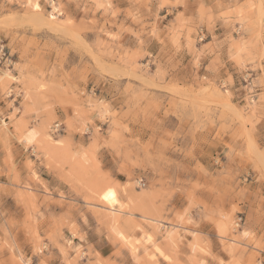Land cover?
I'll list each match as a JSON object with an SVG mask.
<instances>
[{
  "label": "rangeland",
  "instance_id": "1",
  "mask_svg": "<svg viewBox=\"0 0 264 264\" xmlns=\"http://www.w3.org/2000/svg\"><path fill=\"white\" fill-rule=\"evenodd\" d=\"M0 40V264H264V0H0Z\"/></svg>",
  "mask_w": 264,
  "mask_h": 264
},
{
  "label": "built area",
  "instance_id": "2",
  "mask_svg": "<svg viewBox=\"0 0 264 264\" xmlns=\"http://www.w3.org/2000/svg\"><path fill=\"white\" fill-rule=\"evenodd\" d=\"M12 62L11 54L0 40V68L9 66Z\"/></svg>",
  "mask_w": 264,
  "mask_h": 264
},
{
  "label": "bare ground",
  "instance_id": "3",
  "mask_svg": "<svg viewBox=\"0 0 264 264\" xmlns=\"http://www.w3.org/2000/svg\"><path fill=\"white\" fill-rule=\"evenodd\" d=\"M109 200H110L111 202H113L114 199L111 197ZM111 202H110V203H111Z\"/></svg>",
  "mask_w": 264,
  "mask_h": 264
},
{
  "label": "crops",
  "instance_id": "4",
  "mask_svg": "<svg viewBox=\"0 0 264 264\" xmlns=\"http://www.w3.org/2000/svg\"><path fill=\"white\" fill-rule=\"evenodd\" d=\"M3 109H5V106H1Z\"/></svg>",
  "mask_w": 264,
  "mask_h": 264
},
{
  "label": "snow or ice",
  "instance_id": "5",
  "mask_svg": "<svg viewBox=\"0 0 264 264\" xmlns=\"http://www.w3.org/2000/svg\"><path fill=\"white\" fill-rule=\"evenodd\" d=\"M106 199H107V197H106Z\"/></svg>",
  "mask_w": 264,
  "mask_h": 264
}]
</instances>
